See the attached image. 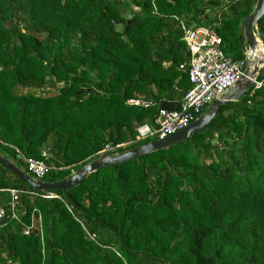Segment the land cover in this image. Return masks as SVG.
I'll return each mask as SVG.
<instances>
[{"label":"trees","instance_id":"16d2710c","mask_svg":"<svg viewBox=\"0 0 264 264\" xmlns=\"http://www.w3.org/2000/svg\"><path fill=\"white\" fill-rule=\"evenodd\" d=\"M225 1L0 0V155L29 175L23 158L50 149L43 181L54 183L158 140H138L139 128L192 89L174 16L206 23L228 59H246L257 0L210 19ZM44 88L55 93L32 92ZM0 190L18 192L17 219L0 194V264H264V87L193 138L91 173L68 195L45 199L1 164Z\"/></svg>","mask_w":264,"mask_h":264},{"label":"built area","instance_id":"2783aa9c","mask_svg":"<svg viewBox=\"0 0 264 264\" xmlns=\"http://www.w3.org/2000/svg\"><path fill=\"white\" fill-rule=\"evenodd\" d=\"M153 10L154 13L158 14L155 4H153ZM173 18L179 23L189 49V58L180 68L188 71L192 89L184 97L179 110H161L153 126L144 125L139 128L138 140L164 139L190 126L205 113L206 109L215 100L223 98L229 90L237 85L247 67V57L244 60L232 61L225 56L222 50V39L214 28L202 25V23L190 25L176 16ZM194 24H197V26L195 27ZM261 87H264V81H260L259 78L255 79L253 88L258 89ZM128 105L148 108L152 104L148 101L134 99L130 100ZM119 147L122 146H118L116 149ZM109 151L110 149L105 150L102 154ZM42 157L43 160L31 158H23V160L29 175L34 180L44 182L43 180L50 170L46 163V160L50 157V149L43 151ZM3 192L11 195L9 203L12 208L13 219H17L15 204L18 200V192L15 190H0V194ZM43 198L54 199L58 197L49 193L44 195ZM6 211L0 201V221L5 218ZM29 232L30 229L25 234L29 235Z\"/></svg>","mask_w":264,"mask_h":264},{"label":"water","instance_id":"95a60500","mask_svg":"<svg viewBox=\"0 0 264 264\" xmlns=\"http://www.w3.org/2000/svg\"><path fill=\"white\" fill-rule=\"evenodd\" d=\"M232 1H225L220 6L214 7L209 11L210 19L216 18L223 9L229 6ZM264 17V0H257L253 8L252 13L244 20L243 23V36L245 39V55L247 57V67L243 77L237 83V85L229 90L225 96L219 100H215L210 109L200 116L195 122H193L187 128L177 132L172 136H168L164 139L151 141L144 145H141L133 150L127 151L126 153L115 155V156H103L96 159L82 168H80L71 177L62 180L60 182L47 183L42 181L34 180L30 175L26 174L23 170L17 168L11 161L0 155V164L4 166L8 171L13 173L19 178V180L36 191L45 193H51L60 191L68 195V192L81 185L85 178L100 169L115 166L124 162L135 160L144 156H148L151 153L167 149L171 146L185 142L210 125L216 118L218 111L233 102H235L242 95L250 92L253 89V81L260 77L264 73V60L259 63L258 49H264V33L260 30L259 21ZM195 27L197 24H194ZM189 58V49L186 50V59ZM85 93V90L79 92L77 95L80 96ZM231 97V98H230ZM215 143V141H213Z\"/></svg>","mask_w":264,"mask_h":264},{"label":"rangeland","instance_id":"374dc122","mask_svg":"<svg viewBox=\"0 0 264 264\" xmlns=\"http://www.w3.org/2000/svg\"><path fill=\"white\" fill-rule=\"evenodd\" d=\"M202 25H206V23H202ZM260 52L264 55V49L262 47L260 48ZM260 57L262 58V56H260ZM30 91L31 90L23 88V92L24 93H27V92H30ZM32 92L35 93V94H38L39 96L53 95L55 93V91L53 89H50V88H44L42 90H33ZM207 109L209 110L210 106ZM207 109H206L205 113L208 111ZM23 171H24V169H23Z\"/></svg>","mask_w":264,"mask_h":264},{"label":"crops","instance_id":"0c3cea01","mask_svg":"<svg viewBox=\"0 0 264 264\" xmlns=\"http://www.w3.org/2000/svg\"><path fill=\"white\" fill-rule=\"evenodd\" d=\"M121 3H123V2H121ZM135 10H136V9H135ZM126 15H127V14H126ZM118 29L121 30V29H122V26H118ZM183 41L185 42L184 37H183ZM186 50H187V45H186ZM186 62H187V59H186ZM183 65H184V64H183ZM183 98H184V97H182V98L180 97V98L178 99V101H180V102L182 103ZM230 98H231V97H230Z\"/></svg>","mask_w":264,"mask_h":264},{"label":"bare ground","instance_id":"6f19581e","mask_svg":"<svg viewBox=\"0 0 264 264\" xmlns=\"http://www.w3.org/2000/svg\"><path fill=\"white\" fill-rule=\"evenodd\" d=\"M260 56H262V58ZM258 58H259V63L263 62L262 59L264 60V55L260 52V48L258 49Z\"/></svg>","mask_w":264,"mask_h":264}]
</instances>
